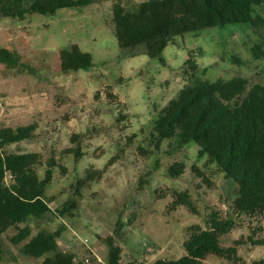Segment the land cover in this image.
I'll return each instance as SVG.
<instances>
[{
	"label": "rangeland",
	"instance_id": "1",
	"mask_svg": "<svg viewBox=\"0 0 264 264\" xmlns=\"http://www.w3.org/2000/svg\"><path fill=\"white\" fill-rule=\"evenodd\" d=\"M141 1L122 0L126 8ZM115 2L62 8L53 16L0 18V49L16 52L21 62L15 68L0 64V127L37 126L32 140L7 145L5 151L39 152L48 158L70 145L71 133H77V143L86 152L79 162H65V176L55 172L47 190L53 197L49 204L53 213L20 227L28 225L32 234L62 227L59 247L87 264H107L108 235L121 246L123 264H154L181 257L188 228L208 229L215 214L234 221L233 228L220 236L223 248L244 241L236 247L237 264L264 259V215L230 208L234 187L203 166L195 145L172 151L168 141L159 150L150 143L153 120L186 83L181 67L187 58L198 64L202 80L241 77L250 87L264 82V56L256 59L252 53L255 44L264 48V40L246 24H231L177 37L159 57H151L144 48L133 54L120 49L113 35ZM255 10L264 17L263 7ZM75 51L89 53L92 66L62 72ZM127 136L131 141L126 144ZM176 161L185 168L171 178L168 167ZM87 168L102 175L76 197L75 183ZM175 191L189 194L195 213L174 204ZM71 199L76 200L74 216L60 217L55 211ZM15 232L10 228L2 236L0 264H40L41 259L21 253L22 243L10 242ZM203 264L236 262L211 255Z\"/></svg>",
	"mask_w": 264,
	"mask_h": 264
},
{
	"label": "trees",
	"instance_id": "2",
	"mask_svg": "<svg viewBox=\"0 0 264 264\" xmlns=\"http://www.w3.org/2000/svg\"><path fill=\"white\" fill-rule=\"evenodd\" d=\"M101 0H0V18L24 19L30 13L53 16L62 8H78ZM255 7L264 8V0H143L126 8L122 0L112 6L113 35L120 49L136 54L148 49L151 57H159L175 38L186 34L197 35L208 28H224L231 24H246L264 40V17ZM256 59L264 56L262 43L252 47ZM0 64L8 68L20 66L19 55L9 49H0ZM91 55L75 51L62 66V72L88 69ZM186 82L178 95L171 99L153 120L150 143L159 150L168 141L169 150H179L193 144L204 167L223 176L234 187L230 208L237 213L264 215V82L248 86L246 79L202 80L199 67L187 58L181 67ZM96 97V96H95ZM123 119V118H122ZM35 124L0 127V255L2 236L10 228L15 234L9 239L13 245L21 244L20 251L40 264H87L72 251L59 247L58 238L63 229H39L32 234L25 222L53 213L47 196L54 174L67 173L66 161L79 162L86 152L77 143L80 136L71 133L70 145L58 154L44 158L39 152H6L5 146L29 141L35 137ZM121 131L123 129H120ZM127 144L129 136L124 138ZM128 140V141H127ZM111 162V161H110ZM185 168L181 161L168 167L171 178L179 177ZM197 174L200 171L195 168ZM102 172L87 168L74 186L76 197L89 182L99 179ZM204 175V174H203ZM209 185L208 179L202 176ZM174 204L195 213L193 202L186 191H175ZM76 200L63 203L55 212L60 217H73ZM209 228L197 225L188 228L183 243L184 254L178 259H159L154 264H203L208 256L233 260L236 247L223 248L219 239L233 228L231 219L211 215ZM249 239V238H248ZM107 245V264H123L122 248L112 235L104 238ZM235 257V258H234ZM250 264H264V259Z\"/></svg>",
	"mask_w": 264,
	"mask_h": 264
},
{
	"label": "built area",
	"instance_id": "3",
	"mask_svg": "<svg viewBox=\"0 0 264 264\" xmlns=\"http://www.w3.org/2000/svg\"><path fill=\"white\" fill-rule=\"evenodd\" d=\"M85 261L87 262V259Z\"/></svg>",
	"mask_w": 264,
	"mask_h": 264
}]
</instances>
